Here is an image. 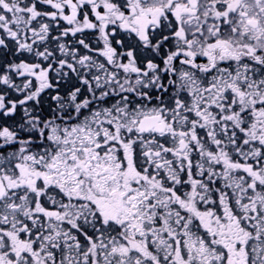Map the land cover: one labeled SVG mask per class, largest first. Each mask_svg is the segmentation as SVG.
Returning a JSON list of instances; mask_svg holds the SVG:
<instances>
[{
    "label": "snow or ice",
    "instance_id": "snow-or-ice-1",
    "mask_svg": "<svg viewBox=\"0 0 264 264\" xmlns=\"http://www.w3.org/2000/svg\"><path fill=\"white\" fill-rule=\"evenodd\" d=\"M0 264H264V0H0Z\"/></svg>",
    "mask_w": 264,
    "mask_h": 264
}]
</instances>
